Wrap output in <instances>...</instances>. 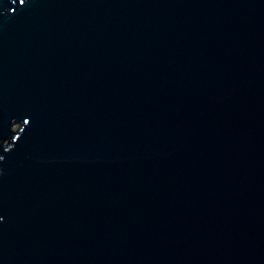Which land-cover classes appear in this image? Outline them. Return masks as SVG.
Segmentation results:
<instances>
[{"label": "water", "instance_id": "1", "mask_svg": "<svg viewBox=\"0 0 264 264\" xmlns=\"http://www.w3.org/2000/svg\"><path fill=\"white\" fill-rule=\"evenodd\" d=\"M0 264H264V0H0Z\"/></svg>", "mask_w": 264, "mask_h": 264}, {"label": "rangeland", "instance_id": "2", "mask_svg": "<svg viewBox=\"0 0 264 264\" xmlns=\"http://www.w3.org/2000/svg\"><path fill=\"white\" fill-rule=\"evenodd\" d=\"M19 128V126H14V130H17Z\"/></svg>", "mask_w": 264, "mask_h": 264}]
</instances>
